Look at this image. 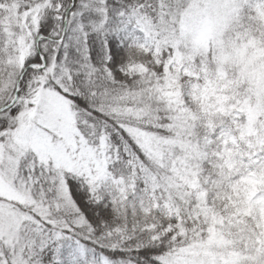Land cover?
<instances>
[{"label": "snow or ice", "instance_id": "snow-or-ice-1", "mask_svg": "<svg viewBox=\"0 0 264 264\" xmlns=\"http://www.w3.org/2000/svg\"><path fill=\"white\" fill-rule=\"evenodd\" d=\"M0 264H264V0H0Z\"/></svg>", "mask_w": 264, "mask_h": 264}]
</instances>
